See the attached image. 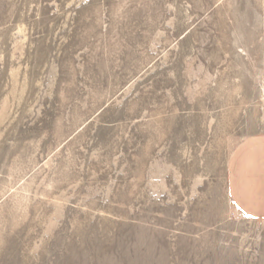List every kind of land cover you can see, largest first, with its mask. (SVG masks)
<instances>
[{"label":"rangeland","instance_id":"374dc122","mask_svg":"<svg viewBox=\"0 0 264 264\" xmlns=\"http://www.w3.org/2000/svg\"><path fill=\"white\" fill-rule=\"evenodd\" d=\"M263 61L264 0H0V264H264Z\"/></svg>","mask_w":264,"mask_h":264},{"label":"crops","instance_id":"0c3cea01","mask_svg":"<svg viewBox=\"0 0 264 264\" xmlns=\"http://www.w3.org/2000/svg\"><path fill=\"white\" fill-rule=\"evenodd\" d=\"M262 77L264 87V61ZM225 187L237 212L264 221V131L251 134L234 149L225 169Z\"/></svg>","mask_w":264,"mask_h":264}]
</instances>
